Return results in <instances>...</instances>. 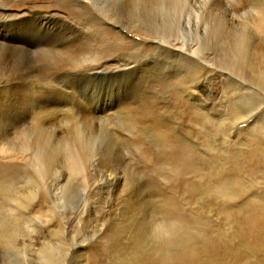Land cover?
Returning <instances> with one entry per match:
<instances>
[{"label":"rangeland","instance_id":"374dc122","mask_svg":"<svg viewBox=\"0 0 264 264\" xmlns=\"http://www.w3.org/2000/svg\"><path fill=\"white\" fill-rule=\"evenodd\" d=\"M134 1L107 0L108 16L111 14L112 18L124 22V16L129 11L134 9L133 12H136ZM185 1L191 5L194 2L193 7H204L202 0ZM234 1H217V5L220 4L218 7L221 8L222 4L226 6L221 8L224 14H221L220 27L222 35L226 36L219 39L224 46L221 48V52H224H220V67L215 64L206 66L210 69L205 75L206 87L202 95L198 93L202 99H206L204 108L200 106L202 102L186 96L183 87L181 89L183 78L198 79L196 68L188 64L186 66L177 57L170 56L171 61L169 56L166 57V61L169 60L171 64L168 61L146 69V72L142 70L139 77L127 81V84L123 81L125 85L119 88L116 84L113 85L112 95L126 96L124 106L135 112L134 120L144 121L140 127L133 124L130 127L125 116L124 121L123 116L118 115V125L117 115L112 114L113 118L109 120L108 115L96 112L105 102L101 96L112 102L114 98L107 95V91L100 93L99 79L72 75L75 73H72L74 66L76 68L90 62L87 57L89 54L83 59L78 57L71 64L61 65L57 62L61 57H57L52 50L47 51L48 54L43 49L30 53L11 51L0 46V52L3 50L1 53L5 55L0 53V62H6L1 63L0 67L2 64L7 67H1L0 80H17L14 87L0 92V97L3 98H0V113L3 115L0 114V143L3 144L0 146H4L3 150L14 146V153H6L0 147V264H264V104L260 103L263 98L260 100L258 97L244 95L236 100L234 97V72H231L234 71V51H231L234 50V43L231 44L233 26L232 14L228 11V8L231 11L232 6L229 5ZM206 2L208 0H205V7L210 1L207 5ZM6 9L8 14L22 16L29 12L65 16L77 27L82 23L80 17L83 10L73 0H7ZM73 12H77L80 17H76ZM205 15L210 16L206 12ZM181 16L178 15L179 18ZM210 17H205L208 20L205 21L204 36L216 33ZM179 18L177 21L180 23L184 21L183 16ZM24 19L15 18L13 23L7 24L8 21L0 15V35L6 41L8 38L13 39L14 35L19 38L24 35L27 42L42 39L44 26L32 21L27 24V21H21ZM229 21L230 24H227ZM175 29L173 36L186 37V44L194 43V29L186 31L187 33L185 30L182 32V29ZM224 29L226 30L223 31ZM101 30L102 34L94 32L88 37V41L85 39L89 43V49H96V53L104 58L113 57L120 51L125 54L131 52L137 58L145 52L155 56L154 48L147 45L153 39L147 43L138 42V46L136 43L133 47L134 43L120 38L115 29L108 27V30ZM135 39L139 40L138 37ZM227 51L232 54L229 55ZM158 53L163 56L162 52ZM224 53L226 57L223 56ZM56 63L58 69L54 65ZM161 71L164 74H160ZM47 73L51 79L45 76ZM53 78L56 82L51 81ZM65 81L72 83L73 92L67 86L68 92L64 96L67 102L60 103L56 109L51 104L52 99L57 97L55 86L59 87ZM22 86L26 87L22 92H28L29 95V102L25 104L28 108L21 106L20 101H15L12 97V92H19ZM39 92L48 95V105H45L46 101L43 103L48 109L36 103L35 93ZM9 99L14 100V105L19 103L21 107L15 105L11 110L7 102ZM85 101L97 114L90 113L83 106ZM38 107V115L35 114L38 126L33 127L34 130L31 128V131L24 130V138L19 142L16 135L22 127L28 129L25 122L29 123L27 126L30 125L28 120ZM118 108L115 111L120 109ZM144 108H147L146 112ZM22 112L26 114L23 115ZM141 112L148 114L143 113L145 117H142ZM90 114L92 119L89 122ZM83 118H86L85 125L80 120ZM76 125L81 126L78 128ZM77 131L89 133L95 138L88 144V157L87 154L85 157L84 154L78 156L79 160L82 159V165L78 164L81 165V170L78 166L72 169L67 165L69 162L65 157L66 152L61 147L65 145L77 148ZM21 133L22 131L19 135ZM40 135L42 142L45 141L44 146L48 144L46 146L49 147L42 145V148L40 142V155H44L45 160L49 156L53 159L54 156V162L50 158L46 162L48 165L49 161L50 164L54 163L55 167H48L45 162L46 165L39 169L33 164L35 156H27L36 147L34 140ZM21 142L27 144L23 143L21 146ZM46 149L55 153L52 152L51 155ZM16 150L22 153L23 159ZM22 150H27L28 154L25 152L27 155L23 156ZM47 151L49 153H45ZM42 169L43 178H48L45 179L46 182L42 176L40 178ZM45 171L50 174L45 176ZM30 180L36 182H32L33 187ZM174 224H178L181 229L179 238L167 248L160 246L154 238V231L171 230Z\"/></svg>","mask_w":264,"mask_h":264},{"label":"bare ground","instance_id":"6f19581e","mask_svg":"<svg viewBox=\"0 0 264 264\" xmlns=\"http://www.w3.org/2000/svg\"><path fill=\"white\" fill-rule=\"evenodd\" d=\"M77 5L81 6V10L82 11V16L80 17V15L77 14V12H73L74 15H76V17H80L82 23L80 25V27L78 26H75L73 24H71L66 18L65 16L63 17H59V16H53L51 14L49 15H43L41 13H36V12H29L27 15H19V14H8L7 12V9H6V3H7V0H0V15L2 16V18H4L5 21H8L7 24H11L15 21V18H20V19H24L23 17H26L27 19H24V20H21L22 22L24 21H27V24L30 23V21L32 22H37L38 24L44 26L43 27V35L42 39H37V41H33V42H27L26 39L24 38V35H22V38H19L17 37L16 35L13 36V39L12 38H8L7 41L5 38H3L1 35H0V46L2 47L3 46V49L4 47L10 49L11 51L13 50H16L17 52L18 51H26V52H30V51H33V50H37V49H43V50H46L44 52H47V51H54L56 53V56L57 57H61V59H57L56 56L55 58L57 59V62H60L61 63H70L73 62V61H76L78 60L77 58H84L86 55H88L87 57L90 59V62L88 64H81V65H78V67L75 68L74 66V70L72 73V75L76 76H81V77H84V78H89V79H96L98 81V84L100 85V93H103V91H107L108 94L110 97L112 96V98H114V102L112 101H108V99H105L103 98L101 95V99L103 101H105L100 107L99 109L96 111V112H103L104 113V116H109V118H113L111 115L114 114L117 115V118H116V122H117V119H118V115L119 116H123L122 119H124V116H125V119L128 121V124L131 125L133 124V126H138L140 127L141 125L144 124V121L140 120V121H136L134 120V114L135 112H131L126 106H124V104L126 103V96H119L118 94L117 95H112V91H114L112 88H113V85L116 84L118 86V88L120 86H122L123 84L125 85V83L123 81L126 82L127 84V81H131L133 80L134 78L136 77H139L141 74V71L144 70V72H146V69H149V68H152V67H156L157 64H161L162 63H165V62H168L166 61V57L170 56L171 57H177L178 58V61L179 59L186 65H192V67H195V71H196V74L198 75V79H187L185 80L183 78V84L181 86V89L183 87V91H185L186 93V96L190 97L191 99L197 101V102H202L203 104L200 106H203V108L205 107V102L206 99H202L198 93L200 92L201 95L204 93V89L206 87V76L207 75V72L210 70L209 67L207 68L206 66H210L212 64H215V65H218L217 67H220L219 66V63H221V59H220V52H221V48H224V46H222L221 42L219 41V39L222 38V36L225 38V34L222 35L221 33V22H222V17H221V14H224L222 13V6H224L222 3V6L221 8L218 7L219 5H217V1L219 0H208L209 4L208 6L205 7V0H202L201 4L204 6L201 7L198 6V7H193V4H187L185 0H135V11L136 12H133V10L130 12L129 10V13L124 16L125 20L124 22H119L118 20H116V18H112L111 16L113 15H109L107 14V8L108 7V3L107 0H73ZM109 1V0H108ZM132 1V0H131ZM190 1V0H189ZM194 1V0H193ZM198 1V0H196ZM195 1V2H196ZM207 1V0H206ZM223 1V0H221ZM230 1V0H229ZM192 2V1H191ZM206 2V5L207 3ZM115 3V2H113ZM131 3V2H130ZM197 3H200L197 2ZM112 4V3H111ZM200 4V5H201ZM88 5H90L88 7ZM114 5V4H113ZM127 5H128V2H127ZM117 6V5H116ZM129 6V5H128ZM229 6H232L231 7V11H230V8H228L229 12H231L232 14V37H233V42L231 40V44L234 43V48L233 46H229L230 48L232 47L234 50L231 49V51L234 53L233 54V60L232 62L234 63V66H231L232 69L234 68V71H231L233 73V79H234V97L236 98V100H238V97H243L244 95H249L250 97L252 98H255V97H258L260 100H261V104H264V0H235L233 2V4L229 5ZM113 8V6H111ZM218 7V8H216ZM226 7V6H224ZM223 7V8H224ZM115 8V7H114ZM121 8V7H120ZM110 6H109V10H110ZM127 9V7L125 8ZM208 10V11H206ZM225 11L227 9H224ZM113 11V10H112ZM124 12V11H123ZM205 12L208 13L212 20V25H213V29L216 30V33L213 34L212 33V36L209 35V33H207L206 35H209V36H204V28L206 29V26H205V21H207L208 19L206 18H209L208 16L205 15ZM79 13V12H78ZM110 13V12H109ZM112 13V12H111ZM127 13V12H126ZM113 14V13H112ZM125 14V13H124ZM135 16V18H133L132 16ZM178 15H182L184 17V21H181V23L179 21H177V19L179 18ZM230 15V14H228ZM117 16V15H116ZM115 16V17H116ZM181 16V17H182ZM180 17V18H181ZM206 17V18H205ZM226 17V16H224ZM223 17V19L225 20V18ZM123 18V17H122ZM121 18V19H122ZM127 18V19H126ZM179 18V19H180ZM231 18V17H229ZM183 19V18H182ZM206 19V20H205ZM210 20V19H209ZM210 20V22H211ZM230 20V19H229ZM202 21V23H201ZM228 21V19H227ZM183 22V23H182ZM210 22L208 21V23L210 24ZM224 23V22H223ZM222 23V24H223ZM208 24V25H209ZM227 24H230V21L229 23ZM236 24H238L239 26H236ZM21 25V24H20ZM181 25H183V27H180ZM207 25V23H206ZM226 25V22L225 24ZM210 26V25H209ZM108 27H111L112 29H115V32L116 34H119L118 36L122 39H126L128 41H131L132 43H134L133 47H135L136 43H137V46H138V42L140 43H147L148 40L150 39H153V41L149 44L147 43V45H151L152 48H154V52L155 53V56L154 55H151L150 53L148 54H145V50H143L145 53H143L144 55L141 56L140 54V57L137 58V57H134L133 55H131L130 53L128 54H125L123 52L120 51L119 54H116L115 56L113 57H109V58H104L103 56H101L100 54L96 53V49L93 50V48L90 47L89 49V43H87L88 41V37L90 35H92L94 32L95 34H102L103 33V30L101 29H105V30H108ZM179 27L183 30L182 32H184L185 30V33H187L186 31H191V29H194V32H195V41L194 43L192 44H186L185 42V38H181L179 36H173L174 33H173V29L176 28L177 30H181L179 29ZM212 27V26H211ZM17 29V28H16ZM20 29V28H19ZM42 29V28H40ZM175 29V30H176ZM229 30L231 29L228 28ZM18 30V29H17ZM226 29H224L223 31H225ZM228 30V31H229ZM35 31V30H34ZM209 31V29H208ZM180 32V31H179ZM193 32V31H192ZM192 32H190V34H192ZM8 33V32H7ZM12 33V32H11ZM178 33V32H177ZM176 33V35H178ZM184 33V34H185ZM224 33V32H223ZM2 34V33H1ZM181 34V32H180ZM194 34V33H193ZM192 34V35H193ZM191 35V37H192ZM230 35V37H231ZM188 36V35H187ZM31 37V36H30ZM38 37V36H37ZM136 37H138L139 40L135 39ZM184 37V36H183ZM189 37V36H188ZM7 38V37H6ZM34 38V37H33ZM32 38V39H33ZM87 41H86V39ZM178 38V39H177ZM83 39H85L83 41ZM187 39V38H186ZM192 40V39H191ZM257 40V42L255 41ZM83 41V42H82ZM190 41V40H189ZM82 42V43H81ZM188 42V41H187ZM193 42V41H192ZM81 43V44H80ZM139 43V44H140ZM229 42H227L226 44H228ZM186 44V45H185ZM91 45V44H90ZM229 45V44H228ZM228 45L226 46L228 48ZM136 46V47H137ZM222 46V47H221ZM0 47V49H1ZM141 47V46H140ZM139 47V48H140ZM138 48V49H139ZM227 48L225 49V53H226V50ZM229 48V50H230ZM7 50V49H6ZM42 50V51H43ZM140 50V49H139ZM3 51V50H2ZM1 51V52H2ZM5 51V50H4ZM136 51V50H135ZM138 51V50H137ZM0 52V53H1ZM25 52V53H26ZM34 52V51H33ZM33 52H30V53H33ZM39 52V51H38ZM134 52V50H133ZM132 52V53H133ZM158 52H162L163 56L162 55H158V54H161V53H158ZM224 52V51H222ZM221 52V53H222ZM229 53V51H227ZM5 53V52H4ZM12 53V52H11ZM16 53V52H15ZM53 53V52H52ZM135 53V52H134ZM141 53V52H139ZM225 53L223 56H225ZM228 53H227V57H228ZM2 54V53H1ZM46 54V53H45ZM48 54V52H47ZM136 54V53H135ZM153 54V53H152ZM232 53H229V55H231ZM4 55V54H2ZM43 55V54H42ZM51 55V54H49ZM53 55V54H52ZM125 55H127L125 57ZM139 55V54H138ZM5 56V55H4ZM3 56V57H4ZM8 56V55H7ZM6 56V57H7ZM48 56V55H47ZM54 56V55H53ZM52 56V57H53ZM137 56V54H136ZM5 57V58H6ZM14 57V56H13ZM44 57V56H43ZM226 57V56H225ZM231 57V56H230ZM229 57V58H230ZM231 57V58H232ZM8 58V57H7ZM9 58H12L9 57ZM51 58V57H50ZM228 58V59H229ZM47 59V58H45ZM173 59V58H172ZM8 60V59H7ZM11 60V59H10ZM227 60V59H225ZM225 60H222L223 62H225ZM2 61V60H1ZM9 61V60H8ZM7 61V62H8ZM56 61V60H55ZM170 61H171V58H170ZM169 61V62H170ZM228 61V60H227ZM175 62V61H173ZM172 62V63H173ZM222 62V64H223ZM1 63H4V62H0ZM6 63V62H5ZM4 63V64H5ZM10 63V62H9ZM55 63V62H54ZM12 63H10L11 65ZM171 64V62H170ZM174 64V63H173ZM180 64V62L178 63V65ZM226 64V63H225ZM8 65V63H7ZM55 67H57V63L54 64ZM57 65V66H56ZM63 65V64H61ZM65 65V64H64ZM74 65V64H73ZM164 65V64H163ZM169 65V64H167ZM176 65V64H175ZM182 65V64H181ZM224 65V64H223ZM227 65L229 66L230 63ZM3 66V64H2ZM1 66V67H2ZM9 66V65H8ZM77 66V65H76ZM160 66V65H158ZM165 66V65H164ZM174 65H172L173 67ZM187 66V65H186ZM222 66V65H221ZM0 67V69H1ZM10 67V66H9ZM8 67V68H9ZM54 67V66H53ZM64 67V66H63ZM163 67V66H162ZM161 67V68H162ZM168 68V66H165ZM164 67V68H165ZM171 67V66H170ZM176 67V66H175ZM178 67V66H177ZM183 67V66H182ZM215 67V66H214ZM223 67V66H222ZM7 69L6 65L5 67L3 66L2 69ZM59 68V66L57 67V69ZM73 68V67H72ZM160 68V70H161ZM181 68V66H179V69ZM211 68V67H210ZM213 68V67H212ZM227 67L225 66V69ZM11 69V68H9ZM8 69V70H9ZM55 69V68H54ZM61 69V67H60ZM158 69V68H157ZM171 69V68H170ZM173 69V68H172ZM187 69V67H186ZM231 69V70H232ZM12 70V69H11ZM152 71V69H150ZM159 70V69H158ZM168 70V69H167ZM175 70V68H174ZM173 70V71H174ZM177 70V68H176ZM221 70V69H220ZM13 71V70H12ZM49 72V69L47 70ZM46 71V72H47ZM51 71V70H50ZM54 71V70H53ZM52 71V72H53ZM65 71V70H64ZM70 71V70H69ZM201 71H203L202 73H200ZM212 71V70H211ZM50 72V73H52ZM143 72V71H142ZM177 72V71H175ZM219 72V71H218ZM226 72V71H225ZM224 72V73H225ZM55 73V72H54ZM62 73V71H61ZM155 73V72H154ZM160 74L164 72H159ZM167 72H165L166 74ZM181 73V71L179 72ZM46 74V73H45ZM67 74V73H66ZM70 74V73H69ZM158 74V73H157ZM192 74V73H191ZM195 74V72H194ZM220 74V73H219ZM223 74V73H222ZM227 74V73H225ZM224 74V75H225ZM14 75V73H13ZM54 75V74H52ZM56 75V74H55ZM59 75V74H58ZM168 75V74H167ZM48 77V73L47 75H45ZM50 76V74H49ZM143 76V75H142ZM165 76V75H164ZM177 76V75H176ZM184 76V75H183ZM231 76V75H230ZM41 77V76H40ZM46 77V78H47ZM55 77V76H54ZM60 77V76H59ZM70 77V76H69ZM146 77V76H145ZM149 77V76H147ZM167 77V76H166ZM165 77V78H166ZM174 77L171 76V78ZM226 77L229 78V76L227 75ZM225 77V78H226ZM12 78V76H11ZM42 78V77H41ZM51 79V76L48 77ZM47 78V80H48ZM56 78V77H55ZM58 78V77H57ZM70 78H73V77H70ZM79 78V77H78ZM109 78V79H108ZM112 78V79H111ZM142 78V77H140ZM170 78V77H169ZM182 78V77H181ZM195 78V77H194ZM223 78V77H222ZM15 79V78H14ZM75 79V78H74ZM108 79V80H107ZM139 79V78H138ZM146 79V78H144ZM232 79V78H231ZM56 82V79L53 78V80L51 81H54ZM69 80V79H68ZM67 80V81H68ZM93 80V81H94ZM112 80V81H111ZM114 80H116V82H113ZM169 80V79H168ZM167 80V81H168ZM15 81V80H14ZM13 80H0V92L3 90V89H6V88H10V87H14L16 85V81L14 82ZM45 81V80H44ZM59 81V80H58ZM71 81V80H69ZM84 81V79H82V82ZM91 81V80H90ZM230 81V80H229ZM228 81V82H229ZM21 82V81H19ZM85 82V81H84ZM92 82V81H91ZM47 83V82H46ZM51 83V82H49ZM59 83V82H57ZM62 83V82H61ZM87 83V81H86ZM129 83V82H128ZM23 84V83H22ZM31 84V83H30ZM60 84V83H59ZM58 84V85H59ZM89 84V83H87ZM48 85V83H47ZM86 85V84H85ZM19 86V85H18ZM32 86V85H31ZM51 86V85H50ZM55 86V85H53ZM67 86H70L72 88V92H73V85L72 83L70 82H63L62 84L59 85V87L55 86L56 87V90H57V97H55V99H52V102L51 104L55 105L54 107H58L59 108V104L62 103V102H65L67 99L65 98V94H67V90H66V87ZM231 86V85H230ZM23 87V86H22ZM29 87V86H28ZM49 87V86H48ZM54 87V88H55ZM87 87V86H86ZM96 87V86H95ZM98 87V86H97ZM19 88V87H18ZM26 87L24 86L19 92H12V95L10 94V96L13 97V99L15 100H19L18 102L21 103L22 105L21 106H25V104L27 102H29V95H27L28 92H26L25 94L22 92V90H24ZM36 88V87H35ZM53 88V90H55ZM69 88V87H68ZM11 89V88H10ZM16 89V87H15ZM85 89V88H84ZM83 89V90H84ZM126 89V88H125ZM232 89V88H231ZM9 90V89H8ZM75 90V89H74ZM80 90V89H78ZM77 90V92H79ZM87 90V89H86ZM98 90V89H97ZM116 91V90H115ZM5 92V90H4ZM7 92V90H6ZM10 92V91H9ZM8 92V94H9ZM36 92V91H34ZM76 92V90H75ZM74 92V93H75ZM81 92V91H80ZM94 92V91H93ZM207 92V91H206ZM233 92V91H232ZM255 92V94H254ZM20 93V95H19ZM55 93H53V95H55ZM262 96H260L261 94ZM7 94V93H5ZM3 94V95H5ZM36 96V103H39V105H44L43 103L46 101V98H49L47 94L45 93H35ZM46 96H45V95ZM72 94V93H71ZM81 94V93H80ZM84 94V93H83ZM82 94V95H83ZM31 95V94H30ZM59 95V96H58ZM89 95V93L87 94ZM65 96V97H64ZM78 97V95H76ZM6 97V96H5ZM31 97V96H30ZM54 97V96H53ZM64 97V98H63ZM80 97V96H79ZM2 98V97H0ZM34 98V97H33ZM51 98V97H50ZM82 98V97H81ZM3 99V98H2ZM7 99H8V96H7ZM6 100V99H5ZM11 101V99H9V102L8 103V106L11 107V110L14 108L15 105H17L18 107H21L19 106V103H16L14 105L13 101ZM15 100V101H16ZM112 100V99H111ZM33 101V99H32ZM93 101V100H92ZM2 102V101H1ZM5 102V103H7ZM35 102V101H34ZM33 102V103H34ZM67 102V101H66ZM95 102V101H94ZM4 103V102H3ZM1 105V104H0ZM4 105V104H2ZM45 105H48L47 104V101L45 102ZM44 105V106H45ZM82 105V104H81ZM80 106V105H79ZM83 106H85L89 111L90 113H96L93 111L92 108H90L89 106V103L87 101L83 102ZM2 107V106H1ZM5 107V106H4ZM26 107V106H25ZM24 107V108H25ZM30 107V106H29ZM33 107V106H31ZM37 107V106H36ZM46 107V106H45ZM94 107V106H93ZM119 107L118 111H115L117 110L116 108ZM263 107V106H262ZM3 108V107H2ZM23 108V109H24ZM28 108V106L26 107ZM34 108H35V105H34ZM42 108H44L42 106ZM47 108V107H46ZM53 108V106H52ZM51 108V109H52ZM53 108V109H55ZM127 108V109H126ZM148 108V107H147ZM146 108V109H147ZM21 109V108H20ZM30 109V108H29ZM32 109V108H31ZM48 109V108H47ZM50 109V110H51ZM53 109L51 111H53ZM57 109V108H56ZM140 109H143V108H140ZM139 109V110H140ZM145 109V108H144ZM146 109H145V112H146ZM4 110V109H3ZM2 110V111H3ZM9 110V109H8ZM7 110V111H8ZM10 110V111H11ZM17 110H19V108H17ZM22 110V109H21ZM19 110V111H21ZM28 110V109H27ZM38 110H39V107L37 108V110H34L35 112L32 114V111H31V114H32V117H31V121L28 120L30 122V125L32 124V126L30 127L29 129V126H27V122L26 123V126L25 127H28V129H23V125L21 126V130L20 132L22 131L21 135H23L26 131L24 130H28V131H31V128L34 130L33 127H36L38 126L37 125V122L38 120H36V115H38ZM41 110V109H40ZM138 110V112H140ZM29 111V110H28ZM55 111V110H54ZM143 111V110H142ZM151 111V110H150ZM12 112V111H11ZM26 112V111H24ZM56 112V111H55ZM137 112V113H138ZM143 112L144 114H148ZM13 113V112H12ZM23 113V112H22ZM27 113V112H26ZM26 113H23V115H25ZM142 113V112H141ZM142 114H140V116H144ZM1 114V113H0ZM5 114V112L3 113ZM15 114V113H13ZM12 114V115H13ZM17 116H18V112L16 113ZM97 114V113H96ZM20 115V114H19ZM28 116L30 114H27ZM1 116H3L1 114ZM92 115L90 114L88 116V119H89V122L91 121L90 118L92 119L91 117ZM94 116V115H93ZM19 117V116H18ZM23 117V116H21ZM30 117V116H29ZM28 117V118H29ZM145 117V116H144ZM15 118V116H14ZM13 118V119H14ZM17 118V117H16ZM27 118V117H25ZM27 118V119H28ZM2 119V117L0 118V120ZM105 119V117H104ZM120 119V118H119ZM124 119V121H125ZM12 121V118L10 119ZM18 120H21V119H18ZM23 120V119H22ZM81 122L84 121V125L86 124L85 123V120L86 118H83V119H80ZM110 120V119H109ZM26 121V120H25ZM111 121H114L113 119H111ZM110 121V122H111ZM88 122V123H89ZM106 122V121H105ZM108 122V120H107ZM80 123V122H79ZM102 123V122H101ZM112 123V122H111ZM118 123V122H117ZM117 123H115L117 125ZM121 125H122V122H120ZM77 124V123H76ZM83 124V123H82ZM107 125V123H106ZM115 125V126H116ZM119 125V123H118ZM120 125V126H121ZM126 125V124H125ZM128 125V126H129ZM77 126V125H76ZM81 125H78L77 127L79 128ZM89 126V125H88ZM110 126V125H108ZM114 126V124H113ZM123 126V125H122ZM83 127V126H82ZM81 127V128H82ZM87 127L84 126L83 128ZM18 128H20L18 126ZM9 129H11L9 127ZM14 129V128H13ZM17 129V128H16ZM39 129V128H38ZM85 130V129H84ZM119 130V129H118ZM14 131H12L13 133ZM19 132V133H20ZM24 132V133H23ZM10 133V132H9ZM19 133L17 135H19ZM11 134V133H10ZM76 136H77V139H78V142L76 143L77 144V148H74V147H67L65 145H62L61 147L65 150L66 154H65V157L66 159L68 160V164L72 169H75L74 167L75 166H78V164L82 161L79 160V157L80 155L84 154L83 156L85 157V154H87L89 151H88V144L90 143V141L92 139H95L91 134H84V133H80V131L76 132L75 133ZM16 135V139L19 141L21 139L24 138V135L21 136L19 135L17 137ZM27 135V134H25ZM122 136V135H121ZM13 138L15 137L12 136ZM28 137V136H27ZM120 137V135H119ZM11 138V137H10ZM26 138V137H25ZM12 139V138H11ZM35 139V138H34ZM33 139V140H34ZM15 140V139H14ZM13 140V141H14ZM32 140V141H33ZM11 141V140H10ZM16 141V140H15ZM25 141V139H24ZM34 141H36V147H34L33 150H28L29 151V154L27 155L23 150V156L27 155L28 157H32L31 155H34L35 156V159L33 158V164L34 166H36L37 168L40 169V167L42 168V165L45 166V162L49 159V160H53L54 162V156H53V159L52 157L49 156V158L47 159V157L45 156V158L47 160H45L43 158V156L41 157V149L39 148V144L40 142H42V137L41 135L38 136ZM47 141V140H46ZM17 142V141H16ZM15 142V143H16ZM20 142V141H19ZM18 142V143H19ZM27 142V141H26ZM26 142H23L25 144H27ZM45 142V141H44ZM44 142L41 143V147L42 145L44 146ZM4 143V141H3ZM6 143V141H5ZM14 143V144H15ZM23 143L21 142V146H23ZM1 144V143H0ZM17 144V143H16ZM3 145V144H1ZM5 145V144H4ZM19 145V144H18ZM29 145V144H28ZM48 145V144H45V146ZM11 146V145H10ZM32 146V145H30ZM35 146V145H34ZM38 146V147H37ZM44 146V147H45ZM1 147V150H3L2 148L4 146H0ZM7 147V146H5ZM20 147V145L18 146ZM26 147V146H25ZM48 147V146H46ZM45 147V148H46ZM91 147V146H89ZM13 148V149H12ZM7 147L6 149L4 148L3 151H5L6 153L8 152H12L14 153V146L13 147ZM22 148V147H21ZM33 148V146H32ZM31 148V149H32ZM43 148V147H42ZM49 148V147H48ZM19 149V148H18ZM24 149V148H23ZM27 149V147L25 148ZM29 149V147H28ZM52 149V148H51ZM49 149V150H51ZM48 150V149H46ZM48 150V151H49ZM19 151V150H18ZM42 151H44L42 149ZM45 152V153H49V152ZM17 154H20V152H17V150L15 151ZM53 152V151H52ZM51 152V153H52ZM55 153V152H53ZM53 153L51 155H53ZM41 154V155H40ZM90 154V153H89ZM87 154L86 156L88 157ZM49 155V154H48ZM22 156V153L20 154V157ZM79 156V157H78ZM83 157V158H84ZM24 158V157H23ZM21 157V159H23ZM55 159H56V156H55ZM86 158H84L85 160ZM32 160V159H31ZM32 162V161H31ZM48 162V161H47ZM46 162V163H47ZM56 162V161H55ZM84 162V161H83ZM82 162V163H83ZM86 162V161H85ZM84 162V163H85ZM52 163V162H51ZM32 164V163H31ZM45 164V165H44ZM54 163L50 164V161H49V165H53ZM48 165V163H47ZM48 165V167H49ZM82 165V164H81ZM79 165L78 168L81 166ZM33 166V167H34ZM54 166V165H53ZM47 167V168H48ZM55 167V166H54ZM53 167V168H54ZM50 168H52L50 166ZM69 168V167H68ZM82 167H80L79 170H81ZM36 170V169H35ZM38 170V169H37ZM36 170V171H37ZM45 170V169H44ZM32 171V170H31ZM42 171L43 169L40 171L41 174H42ZM54 171L56 172V170L54 169ZM76 171V170H75ZM39 172V171H38ZM50 172H53V171H50ZM54 172V173H55ZM70 172V171H69ZM35 173V172H34ZM46 173V171H45ZM44 175L46 176L48 173H46ZM53 173V174H54ZM30 174V173H29ZM37 174V172H36ZM35 174V175H36ZM39 174V173H38ZM37 174V175H38ZM50 174V173H49ZM75 174V173H74ZM73 174V175H74ZM33 175V174H32ZM36 175V176H37ZM40 175V174H39ZM38 175V176H39ZM72 175V174H69V176ZM28 177H32L30 175L27 174ZM37 176V177H38ZM42 176V179L46 182L45 179H48L47 177H45V179L43 178V174L40 175V178ZM48 176V175H47ZM109 177V176H108ZM27 178V177H26ZM34 178V177H33ZM30 179V178H29ZM39 179V178H38ZM36 180V179H34ZM34 180H32L33 184H34ZM42 181V180H41ZM31 182V180H30ZM31 182V184H32ZM40 182V181H39ZM43 182V181H42ZM44 182V183H45ZM27 183V182H26ZM36 183V182H35ZM29 184V186L31 185ZM33 184H32V187H33ZM38 184V183H37ZM25 185V184H24ZM28 185V184H27ZM36 185V184H35ZM34 185V186H35ZM37 186V185H36ZM28 187V186H27ZM34 189V188H32ZM39 189V188H38ZM27 190V189H26ZM36 192V191H35ZM18 199V198H17ZM22 201V200H21ZM25 201V200H24ZM17 202V201H16ZM18 202H20L18 200ZM24 203V202H22ZM21 205V204H20ZM54 249V248H53ZM49 256V255H48ZM49 258V257H48Z\"/></svg>","mask_w":264,"mask_h":264},{"label":"clouds","instance_id":"9594fccd","mask_svg":"<svg viewBox=\"0 0 264 264\" xmlns=\"http://www.w3.org/2000/svg\"><path fill=\"white\" fill-rule=\"evenodd\" d=\"M181 229L178 224H174L171 230L154 231V238L156 242L162 247L171 246L180 236Z\"/></svg>","mask_w":264,"mask_h":264}]
</instances>
